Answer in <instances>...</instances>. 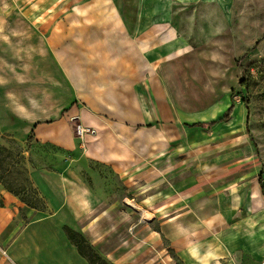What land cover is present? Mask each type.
Wrapping results in <instances>:
<instances>
[{
  "label": "crops",
  "instance_id": "1",
  "mask_svg": "<svg viewBox=\"0 0 264 264\" xmlns=\"http://www.w3.org/2000/svg\"><path fill=\"white\" fill-rule=\"evenodd\" d=\"M239 2L91 0L101 14L45 41L60 72L34 88V109L21 107V87L1 91V131L74 156L29 172L47 211L27 212L0 180V250L5 240L13 264H91L65 226L86 228L111 264H264V167L232 91L228 7ZM211 7L223 14L216 30L181 15ZM75 117L94 131L81 139Z\"/></svg>",
  "mask_w": 264,
  "mask_h": 264
},
{
  "label": "rangeland",
  "instance_id": "2",
  "mask_svg": "<svg viewBox=\"0 0 264 264\" xmlns=\"http://www.w3.org/2000/svg\"><path fill=\"white\" fill-rule=\"evenodd\" d=\"M90 1L0 0L1 96V91L13 96V92L21 87L26 102L20 103L21 107L26 111L34 109L32 97L34 88L44 92L55 86L57 81L54 77L60 72L58 67L54 66L52 58L48 57L49 51L46 49L45 41L58 40L60 36L57 34H60V31L77 27L78 15L85 17V21H90L92 20L90 14H101L99 10H92L91 5L87 4ZM239 1V5L228 7V14L234 19L233 24L228 26L233 31L230 41L232 46L230 59L238 68L236 70L238 79L234 81L232 91L234 102H242L248 108L247 131L254 145L256 160L264 167V0ZM116 2L125 9L130 10L134 7V0H116ZM205 9L194 12L192 8H188L181 15L187 19L190 17L191 21L204 20L206 26L212 23L207 29H218L217 25L220 19H223V14L214 7ZM44 33L49 37L44 38L42 36ZM230 36L231 31L223 40L225 44ZM49 95L42 93L40 96L44 100ZM10 103L12 104V100ZM45 105L47 102H42L41 108ZM69 159L73 160L74 156L54 144H38L32 138L22 144L12 133L0 130V175L3 177L4 184L18 193L19 198L26 204L27 212L50 210L46 198L30 177L31 168L54 169L61 160ZM79 172L84 177L87 176L84 168ZM111 186L114 190L111 199L120 200L124 194L121 183L113 179ZM126 201L137 209L135 202ZM143 215L150 218L148 213L144 212ZM20 216L19 220L28 222L29 216L26 212L21 213ZM85 230L86 228L76 230L84 237V239L81 236L77 238L81 250L96 264H104L102 259L107 264H111L102 254L104 249L99 250L87 239ZM8 245L5 240L2 242L1 247L9 254L0 250V257L5 255L8 262L12 263L10 256L14 257V255ZM96 254H99L102 259ZM41 260L42 264H45L46 260L44 258Z\"/></svg>",
  "mask_w": 264,
  "mask_h": 264
},
{
  "label": "trees",
  "instance_id": "3",
  "mask_svg": "<svg viewBox=\"0 0 264 264\" xmlns=\"http://www.w3.org/2000/svg\"><path fill=\"white\" fill-rule=\"evenodd\" d=\"M31 138L33 139L32 136H30V139H31ZM30 139H29V140H30ZM0 180L3 182V177H2L1 175H0ZM3 183H4V182H3ZM4 185H5V184H4ZM5 186H6V188H7L8 190H10L12 193H14L15 195H16V194L18 195V193L15 192L14 190H12L9 186H7V185H5ZM65 230H66L67 235L70 237V239H71V240L77 245L78 250H80L81 253H82L85 257L88 258V260H89V262H90L91 264H96V263H94V261H93L92 259H90V258L84 253L83 250H81V245H80V243L77 241V238H78L79 236H81V238L84 239V237H83L80 233H78L76 230H74L73 228H71V227H69V226H65ZM96 256H97L98 258L102 259L101 256H100L99 254H96ZM102 261H104V262H103L104 264H107V262H105V260L102 259Z\"/></svg>",
  "mask_w": 264,
  "mask_h": 264
},
{
  "label": "built area",
  "instance_id": "4",
  "mask_svg": "<svg viewBox=\"0 0 264 264\" xmlns=\"http://www.w3.org/2000/svg\"><path fill=\"white\" fill-rule=\"evenodd\" d=\"M70 122L74 129L75 134H77V136H79L81 139H83L86 133H91L92 131H94L93 128L84 126L80 122L79 117L72 118Z\"/></svg>",
  "mask_w": 264,
  "mask_h": 264
}]
</instances>
